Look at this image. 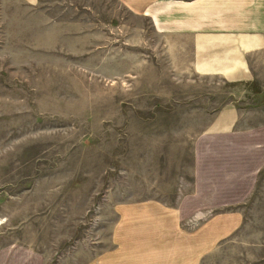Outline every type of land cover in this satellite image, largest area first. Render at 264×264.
<instances>
[{
    "label": "rangeland",
    "instance_id": "rangeland-1",
    "mask_svg": "<svg viewBox=\"0 0 264 264\" xmlns=\"http://www.w3.org/2000/svg\"><path fill=\"white\" fill-rule=\"evenodd\" d=\"M146 2L0 0V264H85L135 204L182 203L191 230L211 213L187 201L193 144L229 104L259 120L264 68H250L262 97L203 73L191 37ZM260 182L202 264H264Z\"/></svg>",
    "mask_w": 264,
    "mask_h": 264
},
{
    "label": "crops",
    "instance_id": "crops-1",
    "mask_svg": "<svg viewBox=\"0 0 264 264\" xmlns=\"http://www.w3.org/2000/svg\"><path fill=\"white\" fill-rule=\"evenodd\" d=\"M127 1L135 11L146 8L145 0ZM159 2H154L157 21L167 15L173 33L191 37L203 73L228 83L254 84V91L245 95L262 97L250 68H264V0H174L158 8ZM239 108L229 104L218 111L193 144L187 201L193 213L211 212L204 213L203 223L185 229L182 221L189 216L182 203L175 208L154 203L120 208L113 246L85 264H202L239 229L244 206L264 173V110L255 112L259 120L247 123Z\"/></svg>",
    "mask_w": 264,
    "mask_h": 264
}]
</instances>
